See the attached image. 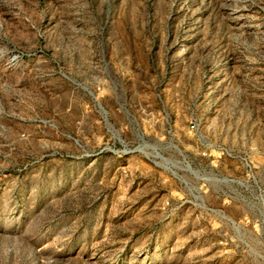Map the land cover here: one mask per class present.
<instances>
[{"label":"rangeland","instance_id":"obj_1","mask_svg":"<svg viewBox=\"0 0 264 264\" xmlns=\"http://www.w3.org/2000/svg\"><path fill=\"white\" fill-rule=\"evenodd\" d=\"M0 264H264V0H0Z\"/></svg>","mask_w":264,"mask_h":264}]
</instances>
